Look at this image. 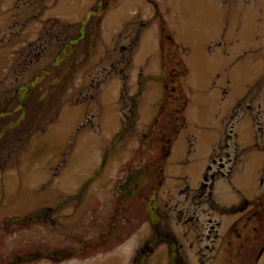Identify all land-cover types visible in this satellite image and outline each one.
Listing matches in <instances>:
<instances>
[{
  "label": "rangeland",
  "instance_id": "rangeland-1",
  "mask_svg": "<svg viewBox=\"0 0 264 264\" xmlns=\"http://www.w3.org/2000/svg\"><path fill=\"white\" fill-rule=\"evenodd\" d=\"M263 196L264 0H0V264H264Z\"/></svg>",
  "mask_w": 264,
  "mask_h": 264
},
{
  "label": "flooded vegetation",
  "instance_id": "flooded-vegetation-1",
  "mask_svg": "<svg viewBox=\"0 0 264 264\" xmlns=\"http://www.w3.org/2000/svg\"><path fill=\"white\" fill-rule=\"evenodd\" d=\"M224 163L221 162L220 163V167L224 168ZM205 191L203 190V193L204 194ZM253 213L250 215V216H247L246 219H245V236H244V240L245 238H250V237H263L264 235V196L263 198H260L259 199V202L256 204V207L255 209L252 210ZM256 216L257 218L255 219ZM253 219L255 221V224H252L253 222ZM213 220L212 219H209V222H212ZM259 226H258V225ZM258 226V227H256ZM209 229L210 230H213L215 227L213 224L209 225ZM230 227L227 228V230L225 231V233L223 234V239H222V246L220 249H224L225 251H228L231 247V243H232V238L231 237V233L229 232L230 231ZM227 233V234H226ZM255 233V234H254ZM254 234V235H253ZM263 247H264V244L262 245V247L260 248V251L263 250Z\"/></svg>",
  "mask_w": 264,
  "mask_h": 264
},
{
  "label": "trees",
  "instance_id": "trees-1",
  "mask_svg": "<svg viewBox=\"0 0 264 264\" xmlns=\"http://www.w3.org/2000/svg\"><path fill=\"white\" fill-rule=\"evenodd\" d=\"M32 102H33V101H32ZM37 103H39V101H35V104H37ZM39 105H41V103H39ZM161 120H162V121H161V122H158V123H159V124H164V122H163V121H164L163 118H161ZM168 121H169V122H168ZM168 121H167L168 123H167L166 125H164V130H166V129H172V127L174 126V123L176 122V120H174V119H172V120L169 119ZM168 124H170V125H168ZM156 167H158V166H156ZM158 168H159V167H158ZM144 169H145V168H143V170H144ZM147 170L150 171L149 168H148ZM141 171H142V170H140V171L137 172V173L139 174L138 176H141V173L144 172L145 170L142 171V172H141ZM130 177H131V176H130ZM129 187H130V186H129ZM129 187H128V188L125 187L124 189H125V190L127 189V190H126V192H127V193H126V196H129V197H130V196L132 195V191H131V190H128ZM263 237H264V236H263ZM259 238H261V237H259ZM259 238H258V239H259ZM116 243H119V244H120V243H122V242L120 241V242H116ZM111 244H113V243H111ZM263 244H264V243H263ZM263 244H262V245H263ZM112 248H113V247L111 246L110 249H112ZM252 251H255V250L253 249Z\"/></svg>",
  "mask_w": 264,
  "mask_h": 264
}]
</instances>
